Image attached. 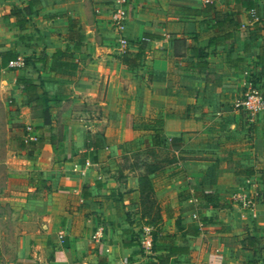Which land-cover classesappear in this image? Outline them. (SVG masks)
I'll return each mask as SVG.
<instances>
[{
    "label": "crops",
    "instance_id": "0c3cea01",
    "mask_svg": "<svg viewBox=\"0 0 264 264\" xmlns=\"http://www.w3.org/2000/svg\"><path fill=\"white\" fill-rule=\"evenodd\" d=\"M29 1L0 0V53L17 55L0 56V255L34 239L42 264H264V115L236 106L264 87V0H38L26 14ZM68 17L83 44L61 70L50 56L74 47ZM120 36L129 57L142 46L137 65ZM155 120L175 161L150 175L153 227L125 167Z\"/></svg>",
    "mask_w": 264,
    "mask_h": 264
},
{
    "label": "trees",
    "instance_id": "16d2710c",
    "mask_svg": "<svg viewBox=\"0 0 264 264\" xmlns=\"http://www.w3.org/2000/svg\"><path fill=\"white\" fill-rule=\"evenodd\" d=\"M39 4L38 0H31L27 3L23 12L30 14L33 12L35 6ZM250 4H246L241 10H247ZM16 20V26L22 28L27 22V18L22 14V11H18L13 14ZM68 33L71 41H74V47L72 50L67 46L64 50L56 49L50 56L53 63L57 68L61 70H74L75 69V56L74 52L79 49L83 44V36L75 31L77 26V21L68 17ZM129 45V43H128ZM128 51L120 53L123 62L128 66L137 65L144 58V53L142 51V46H139V51L129 57ZM0 56L6 59L7 62L15 61L17 59L16 53L12 51H7L0 53ZM260 62H263L264 54L261 50L260 52ZM46 57V56H45ZM24 63H28V59L24 60ZM17 83L22 84L29 91H35L36 86L31 80L22 77L17 78ZM162 121L155 120L154 122V137L151 139V144L148 146L143 153V150L134 151L131 154L132 161L128 163L125 167L129 171L136 172V177L138 179V192H139V204H140V217L145 220L147 225L155 227L160 219V208L156 203L154 198V187L150 175L161 173L167 166L175 161V156L167 147L168 140L162 136ZM93 147H97L98 140H92ZM176 139H171L169 142L172 145ZM126 163V157H125ZM264 196V193H263Z\"/></svg>",
    "mask_w": 264,
    "mask_h": 264
},
{
    "label": "built area",
    "instance_id": "2783aa9c",
    "mask_svg": "<svg viewBox=\"0 0 264 264\" xmlns=\"http://www.w3.org/2000/svg\"><path fill=\"white\" fill-rule=\"evenodd\" d=\"M127 0H120L121 5L126 4ZM127 17L124 12L118 11L113 15L114 27L119 33L124 26ZM117 48L119 53H124L128 48V41L124 37L118 38ZM237 108L243 111L250 117H256L258 115H264V89L258 90L252 87H248L246 92L242 95L240 100L237 102ZM239 200L245 208H251L254 202L243 196H239ZM100 236L95 233L92 235V239L98 240ZM59 239H62V234L59 235Z\"/></svg>",
    "mask_w": 264,
    "mask_h": 264
},
{
    "label": "rangeland",
    "instance_id": "374dc122",
    "mask_svg": "<svg viewBox=\"0 0 264 264\" xmlns=\"http://www.w3.org/2000/svg\"><path fill=\"white\" fill-rule=\"evenodd\" d=\"M251 87L255 88V89H258V90H263L264 89V87H261V83L260 82L257 83V86H251ZM135 132L138 133V134L141 133L140 130H137ZM146 143H147V139L146 140H144L143 138L138 139V136H137V137H135V140H133V143L131 144L130 148L131 149H137L138 148L137 150H143V153H144V150L147 148V146H145ZM17 227H18V225H17ZM13 235H14L13 233H8L7 234V240H13ZM9 242L10 241H7L5 243V245L7 243H9ZM29 245H30L32 251L30 253L24 252V254H22L21 257H18L17 255H15V252L10 250V248H6L4 250V256L0 255V264H42L37 259V257L32 256L33 249L36 246L35 240L34 239L30 240Z\"/></svg>",
    "mask_w": 264,
    "mask_h": 264
}]
</instances>
